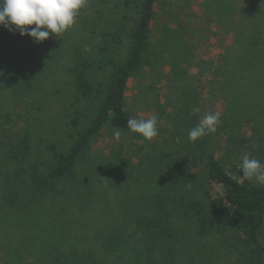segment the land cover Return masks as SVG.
Wrapping results in <instances>:
<instances>
[{"label":"trees","instance_id":"obj_1","mask_svg":"<svg viewBox=\"0 0 264 264\" xmlns=\"http://www.w3.org/2000/svg\"><path fill=\"white\" fill-rule=\"evenodd\" d=\"M98 1L71 40L0 25V264H264V186L239 167L264 164V0Z\"/></svg>","mask_w":264,"mask_h":264},{"label":"clouds","instance_id":"obj_2","mask_svg":"<svg viewBox=\"0 0 264 264\" xmlns=\"http://www.w3.org/2000/svg\"><path fill=\"white\" fill-rule=\"evenodd\" d=\"M88 0H0V25L10 32H19L40 43L50 35L58 37L72 28L80 12L87 6ZM35 25V27H30ZM85 51H88L86 46ZM194 113L200 109L195 108ZM220 122L219 113H208L200 119L198 124L188 133L190 142H196L205 135L214 134ZM158 117L129 118L127 127L132 133L141 135L151 141L158 135ZM114 138L119 140L120 130L113 132ZM239 165L242 176L240 179L254 180L256 184L264 186V164L245 154Z\"/></svg>","mask_w":264,"mask_h":264},{"label":"rangeland","instance_id":"obj_3","mask_svg":"<svg viewBox=\"0 0 264 264\" xmlns=\"http://www.w3.org/2000/svg\"><path fill=\"white\" fill-rule=\"evenodd\" d=\"M103 3H106V4L104 5ZM112 3H114V0H102V1H100V5L103 4L104 7H106V5L107 6L112 5ZM97 5H99L98 0H96L94 3H91V4H90V0H88L87 6L83 9L85 15L87 16L89 14H92V10L95 9V7H98ZM30 27H35V25H32ZM81 31H82V29L80 28L79 21L76 19L75 25L72 28L68 29L65 33L59 35L58 37H65L66 35H69L71 33L77 36L78 33H81ZM10 34L17 36V37H13V38L11 37V40L16 38L17 41H19L20 39H25L27 37V35L21 36L19 34V32H17L16 34L11 32ZM69 39L70 40L72 39L70 35H69ZM137 82H138L137 78L136 79L132 78L128 83V90L126 92L127 103L129 104L128 108H129V110H132V112L135 113L136 116L146 119V118L150 117L151 115H154V110L152 107H149V108L145 107L142 110H139V107H141L142 105H140L139 103H138L139 105L137 103H133V96L135 94H137V89H136V83ZM135 110H137V112ZM158 123H160V122H158ZM105 140H107L106 136H101L98 139H96V141L94 142V149H100V148L103 149Z\"/></svg>","mask_w":264,"mask_h":264}]
</instances>
